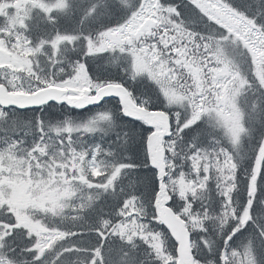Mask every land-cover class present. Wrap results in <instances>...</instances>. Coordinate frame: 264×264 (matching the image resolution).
Masks as SVG:
<instances>
[{
    "label": "snow or ice",
    "instance_id": "snow-or-ice-1",
    "mask_svg": "<svg viewBox=\"0 0 264 264\" xmlns=\"http://www.w3.org/2000/svg\"><path fill=\"white\" fill-rule=\"evenodd\" d=\"M0 264H264V0H0Z\"/></svg>",
    "mask_w": 264,
    "mask_h": 264
}]
</instances>
